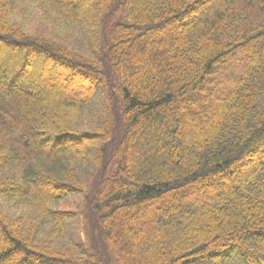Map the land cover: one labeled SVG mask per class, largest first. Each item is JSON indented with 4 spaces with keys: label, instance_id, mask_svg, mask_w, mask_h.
Returning <instances> with one entry per match:
<instances>
[{
    "label": "trees",
    "instance_id": "obj_1",
    "mask_svg": "<svg viewBox=\"0 0 264 264\" xmlns=\"http://www.w3.org/2000/svg\"><path fill=\"white\" fill-rule=\"evenodd\" d=\"M231 1L29 0L46 34L0 0V81L47 83L0 97V264H264V0Z\"/></svg>",
    "mask_w": 264,
    "mask_h": 264
},
{
    "label": "rangeland",
    "instance_id": "obj_2",
    "mask_svg": "<svg viewBox=\"0 0 264 264\" xmlns=\"http://www.w3.org/2000/svg\"><path fill=\"white\" fill-rule=\"evenodd\" d=\"M212 1H226V0H212ZM10 3H12L15 7H16V12H15V16L13 19L14 20H17V21H22V18H21V13H23V11L25 12L26 11H29L31 13L34 12V16H30L31 17V22L28 24L29 21L27 22H23V26H25L27 28V31L28 32H45L46 34L48 33V31H52L51 29V26H50V22L48 21L47 23L44 22L43 20L45 18H43V16H41L40 12H35L33 11V9H36L35 5L33 3H30L29 0H26V3L23 2V0H9ZM229 2L231 3L232 1L229 0ZM233 3V2H232ZM212 8L207 5L204 6L203 10H201V12L199 10H197L200 14L201 13H204V15H208L209 14V11L211 10ZM13 16V15H12ZM12 23H14V21H10ZM9 22V23H10ZM174 22V21H172ZM58 27H60L59 25H57ZM62 27V28H61ZM61 27L59 28V30H55V32L61 36H63L64 38L67 37L68 35H70L73 31L72 29H70L69 27H64L61 25ZM64 27V28H63ZM57 29V27H56ZM176 37L180 38V35L179 33L176 34ZM75 45L76 47L79 49L80 46H82L84 49V43L82 40H77L75 42ZM260 49H262L261 51L264 50V41H262L260 43ZM80 50V49H79ZM234 64V65H233ZM229 63V64H226L225 67L221 70L220 72V78H223V79H226V77H230L231 79H235L238 75H239V71H235V72H231L230 70H227L231 67H234L236 66V68L239 66V61L236 62V63ZM72 73V74H71ZM34 74V73H33ZM51 77H52V80L54 81H58L61 83L62 85V88L63 90H61V92L63 93H73V91H75L76 87L79 89L81 88V86H83L85 83L83 81V77L81 78L80 75H76L74 74L73 72H70V75L71 76V82L70 84H67L65 83V77L61 78V77H58L56 74H50ZM219 78H217V83H219ZM85 80V79H84ZM10 81H13L15 82L16 84L18 85H21V84H26L27 82H35L36 84V89H41L40 88V85L44 84V88H43V92H45V90L47 89V83L46 82H40V84L38 83V80H36L35 78H27L26 81L25 80H20V79H9V81L7 80H3V81H0V97H4V96H8L10 93H12L9 90H7L5 87L7 86V84H9ZM86 81V80H85ZM42 83V84H41ZM217 83L215 84L214 83V86L217 88L218 85ZM134 88H137V87H134ZM214 89V87L212 88V90ZM38 91V90H37ZM212 94L210 95L209 92H207V97L208 99H212ZM31 97L32 99H34L36 97L35 94H31ZM17 98V97H16ZM23 99V98H21ZM2 100V101H1ZM22 101V100H21ZM0 105H4L6 107H9L11 109H14L15 107L6 99H0ZM31 111V109H30ZM34 114V113H32ZM80 202V197L78 196H72V197H68L66 199H62L58 202H56L54 205H51L50 207L52 208H55V209H75L76 206L78 205V203ZM20 213V212H19ZM4 215H6V213H4ZM52 228L51 224H48V225H45V228L43 230V232L41 233V236L43 237V239H47L49 240V242H47V245L51 244V243H58V244H62L64 246V244H67L68 241H70V237L71 236V233L73 232H78L77 231V226H74L72 224H70L69 226H65V229L63 231V234H58L56 236H52V237H49L47 232ZM121 229V228H120ZM122 230V235L125 233V229H121ZM123 237V236H122ZM264 239V238H263ZM43 241V240H41ZM72 242V241H71ZM64 249V248H63ZM16 255V254H14ZM12 257V256H11ZM15 259V257H12V260ZM234 264H239L238 262H234Z\"/></svg>",
    "mask_w": 264,
    "mask_h": 264
}]
</instances>
